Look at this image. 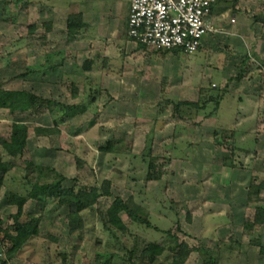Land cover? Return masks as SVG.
Listing matches in <instances>:
<instances>
[{
	"label": "rangeland",
	"instance_id": "obj_1",
	"mask_svg": "<svg viewBox=\"0 0 264 264\" xmlns=\"http://www.w3.org/2000/svg\"><path fill=\"white\" fill-rule=\"evenodd\" d=\"M224 4L229 14L225 19L227 22H224L228 28L233 25L234 14L241 12L245 16L243 28L264 32V0H224ZM27 5H30V0H0V82L3 87L33 91L66 105L78 103V99H83V96L88 104L94 94L98 95V99L90 104L89 111L85 114L64 120L63 112L56 104L50 105L44 112L15 115L0 109V135L9 137L14 121L24 122L31 127L23 158L4 177L0 185V218L6 219L5 229L9 228L11 233L16 234L14 220L10 216L17 212V206L10 205L15 211L13 213L3 206L9 192L26 193L29 187L25 179L28 174V161L42 167V173L34 168L30 173L32 177L38 175L36 182L39 186L55 185L62 180L65 187H72L76 185V178L79 176L82 177L81 183L86 184L102 183L105 179H111L113 194L110 197H102L96 206L99 212L98 224L95 227L97 234L96 230L91 228L92 225L87 226L92 230L85 229V218L81 213L77 214L79 217L72 218L75 214H70L67 207L59 205L57 199L48 200L44 214L53 217V226L41 228L40 235L33 236L22 248L27 249V246L33 243L29 248L32 254L28 255V258L33 260L32 264H72L64 255H68L66 251L75 248L74 240H82L85 243L83 246L88 255L92 252L95 256L105 250L99 245L103 238H108L107 243L113 248V239L105 229V222L108 220V209L116 198L132 200L144 207L145 213L139 215L148 220L150 225L136 223L129 213H121L124 223L130 229V235H138L136 242L128 238L134 243L138 254L144 250L147 242L162 241L164 231L172 229L180 241L189 240L195 245L191 246L187 242L200 251L204 260L212 256L203 254V250L208 247L201 228L205 161L203 151H207L209 147L217 154L219 143L228 144L230 147L231 142L220 132L208 135L203 123L205 115L215 114L219 110L217 99L223 84L232 83L240 73L238 63L225 62V58L231 55L228 45L221 41L212 50L205 45L191 54L180 49L161 51L163 56L156 55L155 59L162 63V79L156 83L144 82L142 93L147 96V100L117 105L111 102L114 91L110 92L102 85L90 83L84 86L80 83L79 87L75 88L66 83L59 84L58 74H55L52 79L54 83L44 86L40 76L33 81L31 77L21 76L27 74L29 66H39L45 60L41 38L34 42L33 47L31 45V20L27 16ZM219 6L220 4L215 6L216 14L219 12ZM123 7L125 19L126 2ZM112 9H115L117 14L120 8L118 6L116 9L111 2L104 6L106 18L111 17L109 15ZM111 18V28L116 26V29L121 28L126 32L123 17H117L115 20ZM67 46L71 51L73 46ZM80 59L83 64V58ZM81 62H77V65L74 62V67L79 69ZM122 62L119 58L112 63L105 59L97 61L98 67H111L112 64L116 73L120 71ZM256 67L257 64L254 63L252 69L255 70ZM260 73L263 76L264 72ZM95 81L100 80L97 78ZM75 90L80 93L73 100L71 93L74 94ZM226 92L228 94L230 90ZM131 96L135 97L133 94ZM237 101L235 95L228 94L221 103L220 115L223 113L229 122L233 120L230 113ZM177 102H183L180 113L175 108ZM94 119L97 121L92 123ZM37 127L49 132L38 133L35 130ZM110 142H114L118 147V154H109L99 148ZM149 143L152 145L151 156L155 157L157 162L155 171L163 172L161 181L148 179L150 156H144V153ZM0 155L4 161L10 159L2 147ZM79 158L85 163L81 170L78 166ZM36 202L37 198L27 202L22 221H31L40 216L41 210L36 206ZM188 211L197 215L195 224L188 220ZM4 235L2 233L0 236V260L5 257L7 261L19 258L18 252L10 254L13 242ZM2 241H5L4 245ZM120 249L114 246L113 253L117 250V254L125 255ZM167 256L168 254L161 259ZM124 264L129 263L126 261ZM228 264L235 263L230 261Z\"/></svg>",
	"mask_w": 264,
	"mask_h": 264
},
{
	"label": "crops",
	"instance_id": "obj_2",
	"mask_svg": "<svg viewBox=\"0 0 264 264\" xmlns=\"http://www.w3.org/2000/svg\"><path fill=\"white\" fill-rule=\"evenodd\" d=\"M109 2L116 9L118 6L120 8L117 14L115 9L111 10L109 16L114 20L117 17L124 19L123 6L127 3L124 19L126 32L109 25L112 18H106L107 12L104 10V6ZM131 2L132 0H30L27 16L30 17L32 26L31 45L33 47L34 42L41 38L45 60L39 66L28 67L29 71H32L28 78L31 77L33 81L40 76L42 85L45 86L54 83L53 76L58 74L59 84L66 83L75 88H78L80 83L84 86L90 83L105 86L110 92L114 91L111 102L117 105L146 101L147 96L142 93L143 84L145 81L156 83L162 79V63H158L155 56L163 55L161 50L142 46L130 38L128 21ZM218 4L219 12L216 14ZM218 4L213 8L210 17L215 30L206 36L203 46L206 45L212 50L221 41L227 44L231 55L225 58V62L238 63L240 73L232 83L223 84L219 95V110L215 114L205 115L203 123L208 135L212 132L222 133L224 130L231 131L232 135L225 138L230 139V147L221 142L217 154L209 147L207 151H203L205 161L201 228L203 237L208 242L207 250H203V254L212 255L218 264H228L230 261L235 264H264V222L246 229L248 222L253 223L256 213L264 211V74L262 76L260 73L264 72V32L243 28L245 16L241 12L234 14L233 25L228 28L224 23L229 15L224 0ZM71 13L80 15L82 20V27L73 39L67 34ZM67 45L73 46L71 51ZM80 57L84 60L83 64ZM117 58L123 61L117 73L112 64L111 67H98V60L105 59L112 63ZM88 61L93 62L90 68L85 66ZM77 62H81L79 69L75 68ZM254 63L257 64L255 70L252 69ZM97 78L99 82L95 81ZM228 90V94L235 95L238 100L230 113L232 122L227 121L223 113L220 115V106L225 101ZM79 93L76 90L74 94L71 93L72 99L77 98ZM132 94L135 97H132ZM84 98L86 97L78 99V102ZM208 138L210 140V137ZM211 140L213 145V139ZM230 157L236 159L233 166L226 164L227 158ZM3 207L10 209L11 213L15 212L13 206L7 202ZM98 213L96 206L81 212L80 215L85 218L83 222L86 230H89L90 227L87 226L91 225V228L96 230ZM191 216V221L195 224L197 215L191 212ZM74 217L79 215L75 214L72 218ZM95 232L97 234V230ZM107 240L108 238H103L99 241V245L105 248L102 253L96 254L94 248L93 252L96 257L102 256L103 264H114L113 248L108 245ZM185 241L195 246L189 240ZM73 243L75 248L66 251L68 255H64L65 259L70 260L72 264H83L85 260V264H92L96 261L92 252L91 255L87 254L82 240H74ZM2 244L4 245L5 241H2ZM31 246L33 243L27 246V249L18 251L19 258L7 261L5 257L0 260V264H32L33 260L28 258V255L32 254L29 249ZM199 252L195 248L185 264H203L204 257L202 258Z\"/></svg>",
	"mask_w": 264,
	"mask_h": 264
},
{
	"label": "trees",
	"instance_id": "obj_3",
	"mask_svg": "<svg viewBox=\"0 0 264 264\" xmlns=\"http://www.w3.org/2000/svg\"><path fill=\"white\" fill-rule=\"evenodd\" d=\"M32 26H30L31 28ZM82 20L80 15L70 14L68 19L67 34L70 39H73L74 35L81 29ZM35 29V27H34ZM36 30H34L35 34ZM143 46V44H141ZM169 52V50H161ZM165 52V53H166ZM87 64V65H86ZM85 64L87 68L92 66L93 62L88 61ZM32 71H28L27 74L21 76H29ZM241 77V76H240ZM239 77V78H240ZM98 94V92H97ZM95 95V94H94ZM92 97L89 100V104L84 100L76 104H60L47 99L33 91L24 89H11L4 88L3 83L0 82V109L7 110L10 114L15 115L16 113H35L44 112L47 107L52 104L59 106L63 112V120L71 118L79 114H85L89 111L90 104L98 99V95ZM221 97V96H220ZM220 97L217 99L220 104ZM183 102L175 103L176 110L180 113V107ZM97 120L94 119L92 123ZM57 124V123H55ZM36 132L46 133L49 130L37 127ZM51 132V131H50ZM31 134V127L24 122L14 121L12 124V131L9 137L0 135V147L10 157L9 160L4 161L0 155V171L2 177L0 178V185L4 181V177L13 170L17 165L18 161L23 158L25 154L26 144ZM224 138L232 137L231 131H222ZM102 151L109 154H118V147L114 142L108 143L106 146L99 147ZM152 145L146 148L144 156L149 155V180H162V171L156 172L157 162L156 158L151 156ZM235 157L227 158L226 164L233 166L235 165ZM26 170L28 174L25 176L27 185L25 194L18 192H9L6 199L7 204L17 206V212L12 214L10 217L14 220V227L16 234H13L8 229H5L4 224L6 219L0 218V236L4 233L5 238L13 242L11 253H16L22 249L33 236L40 235L41 228L51 227L54 223V219L51 216L44 214V210L48 204V200L57 199L58 204L69 209L70 214H79L87 209L93 208L98 205L100 199L104 196H112V180L105 179L102 183H81V176L76 178V185L72 187H65L63 181H59L57 184H49L46 186L37 185V176L32 177L30 175L31 169H35L42 173V167L35 165L33 162H26ZM84 161L78 159V166L80 170L84 167ZM37 198L36 206L41 210V214L37 219L31 221H22L25 206L30 199ZM127 212L130 214L132 220L136 223H147L150 225L148 220L142 219L139 214L145 213L144 207L135 201H125L122 198H116L108 209V220L105 222V229L110 233L111 239H113L114 246L120 247L121 251H124L125 255H119L113 253L114 264H185L190 258L192 252L195 250L187 242L180 241L179 237L173 233V230L164 231L163 240L160 242L149 241L146 243L144 250L138 254L134 243L131 241L138 240V235H130L129 227L124 223L121 213ZM9 217V218H10ZM188 220L191 222V213L188 211ZM264 222V211H258L255 215L253 223L248 222L246 229L254 227ZM127 236V237H126ZM132 236V237H131ZM132 238V240H128ZM113 246V249H114ZM264 250V249H263ZM168 254L167 258L161 259L164 255ZM127 255V256H126ZM102 256L98 255L96 261L92 264H103ZM203 264H218L212 256H208Z\"/></svg>",
	"mask_w": 264,
	"mask_h": 264
},
{
	"label": "built area",
	"instance_id": "obj_4",
	"mask_svg": "<svg viewBox=\"0 0 264 264\" xmlns=\"http://www.w3.org/2000/svg\"><path fill=\"white\" fill-rule=\"evenodd\" d=\"M220 1L132 0L129 36L149 48L195 53L215 30L210 17Z\"/></svg>",
	"mask_w": 264,
	"mask_h": 264
}]
</instances>
